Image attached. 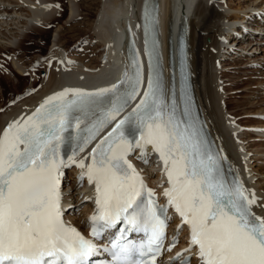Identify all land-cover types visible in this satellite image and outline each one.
<instances>
[{
	"label": "snow or ice",
	"instance_id": "6c2138e0",
	"mask_svg": "<svg viewBox=\"0 0 264 264\" xmlns=\"http://www.w3.org/2000/svg\"><path fill=\"white\" fill-rule=\"evenodd\" d=\"M153 22L146 9V35ZM155 55L150 45L153 71L147 90L122 118L140 95L138 59L134 76L126 72L124 80L95 91L64 89L0 134V264H88L98 252L93 239L63 220L60 178L62 169L72 165L95 186L91 235L100 237L124 224L111 246H105L112 264H157L166 239L167 208L157 203L154 190L128 159L149 145L164 164L168 206L190 227V248L174 259L188 264L181 257L195 247L201 264H264V217L252 211L254 193L239 179H228L221 157L213 154L195 120L177 115L174 96L168 104ZM110 125L88 156L77 160ZM65 147L70 154L62 151ZM130 232L143 233L144 239L129 240ZM174 247L175 242L169 250Z\"/></svg>",
	"mask_w": 264,
	"mask_h": 264
},
{
	"label": "bare ground",
	"instance_id": "6f19581e",
	"mask_svg": "<svg viewBox=\"0 0 264 264\" xmlns=\"http://www.w3.org/2000/svg\"><path fill=\"white\" fill-rule=\"evenodd\" d=\"M51 1L53 0H2L4 3L15 2L16 4H21L23 7L25 6L24 8L29 11L32 17L31 19L28 17L30 20L24 23L29 25L33 30L35 29V31L38 29L41 30L44 24L54 23L63 17L62 12L56 11V8L50 5ZM250 1L252 4L254 3V0ZM142 2L143 0H98L97 6L99 9H97L96 12L97 18L93 21L92 25L94 27H91L95 36L90 38V41H92L93 38H97V51H99V53L96 54L97 57L95 58L98 60V63L94 64L90 60H86L88 64L84 62L69 63L66 61V50L58 44L53 55L62 57L64 63L60 65L56 62L51 68H46L45 72L49 74L48 79L46 81L43 80L42 88L37 91L35 95L31 96L29 99L23 98L21 102H17L13 107H7L0 113V134L2 129L13 123V121L22 122L39 102L46 100L49 96L58 93L65 87H86L91 91L103 87L107 88L124 80L125 73L127 72L129 75V58L126 53L128 26L132 29L134 40L143 58L145 70L144 82L146 83L148 68L147 60H145L146 58H144L143 55L145 43H143L142 26L140 23ZM156 2L158 3V15L156 17L155 27L157 29L158 46L163 68V84L166 85L167 88V90L164 88L163 91L164 98L167 100L168 104L171 105L172 100H169L168 87H170V71L172 69L174 70V66H171L172 62L169 51L170 48L175 49V40L178 36L179 26L184 14L189 26V54L195 91L200 108L209 126L217 155L221 157L222 168L229 180L239 179L251 193H254V196L257 197V201L252 206V211L257 216L264 217V207L262 206V203H264V178H256L257 175H264V132L257 134L259 136L258 140L251 139V135L243 139L241 143L235 140L232 131L236 130L238 127H234L228 123L229 121L225 115L230 111H225L220 104L222 94L218 89L219 85L217 81L222 78L223 74L222 76L218 74L217 65L215 63L216 61H220L222 66H226L224 61L219 59L223 55V53L220 52L223 43L230 42L231 40L234 42L239 40L236 45L240 46L243 44H241V40L238 37L233 35V31H238L240 29L238 33L243 36L246 31L242 30L239 24H244L248 13L242 15V18H240L242 22L237 23L235 30H229L230 26L233 28L234 26L232 24H230V26L228 25L229 27L223 26L225 19L228 18L226 10L221 11L214 3L210 5V0H156ZM77 4L75 0H71V19L78 15L77 11L79 10L77 7H79V4ZM248 7H250V5ZM87 8L89 9L90 6L87 5ZM6 12L18 13L16 9L13 11L9 10V8H0L1 15ZM256 15L255 12V15L249 14L248 16L255 17ZM235 17L239 18L238 15H235ZM37 19H39L38 24H34L33 22L37 21ZM40 24L43 25L40 26ZM246 24L248 25V23ZM32 33L34 34V32ZM208 36L211 38L210 42L207 41ZM23 38L24 40H30L32 36L26 32ZM94 49L95 47L93 50ZM213 49H217L216 53L212 51ZM5 50H8V47H6ZM103 57H105L104 60H102ZM80 58L85 60L84 55H81ZM86 66L88 67L87 70L85 69ZM22 70L24 69L22 68ZM23 79L24 77L18 78L19 81ZM6 82L14 83L8 76L6 77ZM2 86L1 84V87ZM71 94L72 93H69L70 97ZM139 96L134 100L137 101ZM8 101H6L5 104ZM249 107L250 109L248 110L235 113L238 116V121L242 124L263 123L264 120L248 117L246 114L264 115V98L257 101L255 100ZM242 114H245V116H241ZM104 134L105 133L100 134L96 140L89 144L85 151L79 153L76 158H81L83 155L88 156L92 148L95 147L96 143L99 142L101 136ZM243 134V132H240V135ZM152 152L153 149L149 145L146 151L139 149L137 154L142 156V162L150 159V166L156 168V170H148L149 176L151 174L153 175L154 172L160 173L163 171L161 170L163 163L158 157H154ZM250 152L253 153L252 156H249ZM251 161L256 162L258 167H253ZM140 165L141 162H138V166ZM79 172L80 169L77 168L75 173ZM254 178H256V180H254ZM84 187L88 188L86 186ZM89 194L91 195L90 189ZM91 206L92 202H89L88 208ZM66 213L73 223L81 226L80 221L74 220L69 212Z\"/></svg>",
	"mask_w": 264,
	"mask_h": 264
},
{
	"label": "rangeland",
	"instance_id": "374dc122",
	"mask_svg": "<svg viewBox=\"0 0 264 264\" xmlns=\"http://www.w3.org/2000/svg\"><path fill=\"white\" fill-rule=\"evenodd\" d=\"M55 1L60 4V7L62 6L64 7L63 10L65 15L59 20L55 21L54 23L52 22L51 24L52 27L50 28L43 27L41 28V30L39 29L36 30L38 31L36 32L35 29L33 30L29 25L24 23L25 21L30 20L32 17L29 11L26 8H24L25 6L23 7L21 4L19 3L16 4L15 2L4 3L2 2V0H0V4H8V5H4L3 8H9V4H11L12 9L9 8V10L15 11L16 9L18 11V13L6 12L2 15L0 14V55L2 52H12L17 57V58L14 57L13 61L9 62L10 74L4 75V72L2 71H1L2 73L0 72L1 73L0 85L1 84L3 85L2 87L0 86V106L4 104L5 101H8L7 99L9 98L12 99V97L15 94L22 92L28 85H33L36 83V81L32 82V80L29 77H24L25 80L24 79L20 81L18 80V78H23L19 72L23 73V71L26 70L23 64H29L32 60H34L38 56L47 54L49 49L54 43H56L54 47L55 50L56 46L59 43L65 47H69L81 37L85 36L87 38H91L95 36L91 27L93 26L92 25L93 21L97 18L96 12L97 9H99V7L97 6L98 0L97 1L75 0L76 3L79 4V5L77 4L79 6L77 7L79 11H77L78 15L73 19H71L70 17L71 0H55ZM227 2H228L227 8H224L221 11L226 10V14L228 15V18L225 19L223 26L227 27L228 25L230 26V24L234 26V28L231 26L230 28L228 26L229 30H235L237 23L242 22L240 18H242V15L244 13L248 12V14L250 13L255 15L254 11L256 10L257 6L258 7L261 6L260 1L259 3H257L258 0H254L253 4L251 3L250 0H227ZM50 5L55 7V5L51 3ZM87 5L90 6L89 9L87 8ZM249 5L250 7H248ZM56 11H58L57 8ZM235 15H238L239 18H236ZM251 19L253 20H249V21H252L253 22L252 25L255 24V27H257L253 29L261 30L260 33L253 34V32L250 30H249L250 32L248 31L249 35L247 33H244L243 36L246 37L244 38V40H242L243 47L239 44L243 50L232 52V54L226 56L228 58L225 60L226 63V67L224 68L225 71L223 69L218 68V72L223 70L222 71L223 73H220V75L223 74L224 76V77L222 76L223 78L221 80L226 81L223 83L225 85L226 91L225 90L222 91L223 98H225L224 99L225 104L227 105V108H229V110L233 111L234 114L235 112L240 113L243 110L250 109L249 106L251 105V103H253L255 100L257 101L259 99L264 98V85H263L264 82H262L264 81V35H261L264 34V29H262V27L264 26L259 27L261 24H257L256 17L251 16ZM38 21L39 19H37V21H34L33 23L38 24ZM26 32L29 35L31 34L32 38H30V40L29 39L24 40L23 37ZM32 32H34V34ZM207 38H208L207 41L210 42L211 41L210 36H208ZM95 40H97V38H95ZM91 42L93 43V40ZM97 44L98 43L96 42L95 49L92 51L93 53L98 50ZM234 44H236V42L232 40L230 42H225L222 44V48L220 52L223 53L222 55L223 57L227 53L231 52V49L233 48ZM6 47L8 48L13 47V49H15V52L9 51L12 48L5 50ZM216 51L214 52L216 53ZM86 53H91V48H89L86 51ZM83 54H85V52ZM84 59L90 60L94 64L98 63V60L95 58V56L90 57V55L89 56L84 55ZM22 68L24 70H22ZM17 69H19V72ZM7 76L11 78L14 83L6 82ZM29 98H25V99H29ZM22 100L23 98L19 102H21ZM253 163L254 161L251 162L252 166ZM255 163L254 165H256L255 166L256 168L258 167V164ZM149 169L156 170V168L152 166H150ZM257 176L259 179H261V177L262 179L264 178V175L263 176L257 175ZM80 190L81 189H78L77 192L75 190V192L78 193V191L80 192ZM67 199L70 198L67 197ZM80 203L81 205H83L82 207L87 206V202L85 200L81 199Z\"/></svg>",
	"mask_w": 264,
	"mask_h": 264
}]
</instances>
